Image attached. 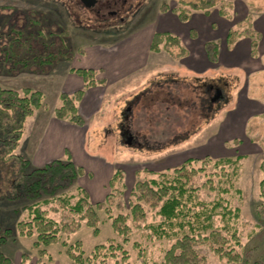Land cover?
<instances>
[{
  "label": "rangeland",
  "instance_id": "obj_1",
  "mask_svg": "<svg viewBox=\"0 0 264 264\" xmlns=\"http://www.w3.org/2000/svg\"><path fill=\"white\" fill-rule=\"evenodd\" d=\"M180 1L182 0H129L118 16H109L102 21L94 12H86L76 6L73 0H0V84L17 90H40L45 94L44 106L36 110L27 122L18 152L29 159L27 148L39 138L41 131L37 130L43 126V121L37 122V115H49L58 104L57 80L48 87L55 74L67 71L70 67H79L82 64L80 52L88 45H113L129 40L133 35H136L133 38L136 39L138 35L152 32L159 14L177 10L181 7ZM243 1L248 4L249 13L255 22L256 14L264 9V0ZM229 2L233 5L234 14L230 20L235 22V18L243 16L244 11L239 0H225V3ZM59 26L68 32L69 46L78 58L74 56L69 59L71 61L66 59L56 62L48 72H44V66L37 63L40 58L32 59L29 67H19L16 71L13 65L16 59H9V63L6 62L7 58L3 60L4 47L9 46L11 54V43L18 36L30 37L32 49L38 51V40L35 41L34 37L38 38L41 36L38 33L43 31L50 33L56 29L59 32ZM52 36L55 38L56 34ZM137 52H143L144 59L148 57V53L152 55L148 48L140 49V44ZM161 55L164 58L158 56V69H154L156 66L150 61L137 77L129 76L120 83L109 86L106 98L101 101L102 110L96 118L104 115L105 124L93 134L96 143H91L89 147L90 153L95 157L93 163L97 168L96 172L103 166L113 164L115 170L121 169L124 173V184H119L118 180L117 190L110 189L109 185L104 190V200L113 192L107 208L111 209L114 216L121 212L128 213L131 192L138 180L158 177L163 172L172 173L175 168L193 159L191 167L204 168L198 182L200 197L207 202L222 197L231 207L240 209L239 217L232 222L233 228L241 237V244L235 246L241 255L237 264H264V196L261 195L264 149L259 153H252V149L247 146V137L251 139L253 134L249 130L246 134L243 132L242 121L235 132L226 138L229 141H224L223 145L221 141L224 138L215 132L236 94L245 86L244 75L235 72L236 70L199 73L168 67L163 71L162 68H167L165 58L168 57L164 55L173 57L165 50ZM170 57L167 58L169 62L172 61ZM174 63L181 64L180 61ZM219 77L225 83L224 98L212 101L213 106L207 110L202 106V95L208 91L212 100L215 89H211V86L217 85L214 80ZM46 87L45 91L41 89ZM259 95L264 97L263 93ZM129 105L130 110H126ZM95 121L96 119L93 122ZM122 125L128 127L129 132L134 135L131 144L125 143L126 138L122 137ZM257 126L260 131L264 130V124L259 123L256 118L247 123L249 129ZM207 138L211 140L206 142ZM211 141L215 146H211ZM259 143L264 146V139L261 138ZM239 155L245 157L238 162L236 176L229 181L228 173L234 170V165H217L215 162L227 158L235 160ZM98 180L96 173L92 177H88L86 173L84 178L78 179L74 186L67 189L76 193V185H81L88 192H98ZM221 188L229 191L221 192ZM33 202L26 198L12 202L0 200L1 224L3 227H11L15 233L14 238L2 246L3 251L14 264H78L67 256V246L52 244L46 248L48 255L41 257L34 246L35 236L20 235L17 224L20 220H27L29 214L25 207ZM17 210L20 212L16 213ZM99 215V235L95 236L92 228L84 222L80 230L69 239L70 244L78 241L82 243L85 257H90L98 244L124 240L123 236L115 232L108 212L99 210ZM153 221H158V217L152 210L146 220L133 223L130 239L124 243L130 252L132 264H161L166 251L175 241V238L159 239L154 234L151 235L147 224ZM65 238L64 236L63 239ZM136 243L140 246H136ZM140 248L143 249L146 263L139 257ZM199 250L206 257L207 264H229L227 259L216 255L209 245H200ZM115 262L116 260L111 259L109 264ZM99 263L100 261L90 264Z\"/></svg>",
  "mask_w": 264,
  "mask_h": 264
},
{
  "label": "trees",
  "instance_id": "obj_2",
  "mask_svg": "<svg viewBox=\"0 0 264 264\" xmlns=\"http://www.w3.org/2000/svg\"><path fill=\"white\" fill-rule=\"evenodd\" d=\"M180 3L181 7L175 12L182 20H187L194 11L209 12L218 6L223 13H227L229 6L225 0H182ZM252 21L253 16L250 14L243 31L230 32L231 41H236L243 35L255 39L258 34L252 27ZM51 34H56L55 38ZM38 35L41 36L34 37L35 41L38 40V51L32 49L30 37L18 36L12 39L11 54L9 46L4 47L3 60L7 58L6 62L9 63V59H16L13 63L14 71L19 67H29L32 59L40 58L37 63L44 66V72H48L56 62L69 60L75 56L69 46L68 32L64 28L60 27L59 32L56 29L50 33L39 32ZM150 50L155 53L165 50L176 59L186 56L188 52L181 39L169 32L155 33ZM207 51L211 59L215 60L216 45L208 43ZM72 71L83 77L84 87L74 93L62 92L54 115L58 119L84 125L85 120L79 112V103L87 88L105 84L106 81L98 79V71L92 68H74ZM214 81L225 93L223 79L219 77ZM208 93L207 91L202 95L201 100L203 108L210 110L214 103ZM44 103L45 94L40 90L31 88L17 90L5 88L0 84V200L12 202L26 198L34 201L25 207L29 214L28 218L20 220L17 229L20 235L35 236L34 246L39 250L41 257L48 255L46 249L48 246L61 243L64 247L67 246V256L78 264L97 261H100L99 264H109L111 259L116 260L114 264H132L130 252L124 243L130 239L133 223L146 220L149 211L153 210L158 221L147 224L151 235L154 234L159 239L175 238L161 264H207L206 257L199 250L200 245H209L216 255L227 259L229 264H237L241 260V255L235 247L241 244V237L232 226V222L240 215V209H234L222 197L209 202L200 197L198 182L200 172L204 168L191 167L193 159L175 168L172 173L163 172L158 177L138 180L129 199V212H121L117 216L112 215L111 209L107 208L113 192L108 194L104 201L96 203L81 185H76V193L69 192L67 188L74 186L79 177L86 174L84 167L77 165L70 156L66 159H54L42 166L33 165L26 156L18 152V149L28 120L36 110L44 106ZM254 139L261 140L258 137ZM244 157L239 155L235 160L218 159L215 163L224 166L234 165V170L228 173L230 181L234 175L236 176L237 164ZM261 169L263 173L261 195L264 196V162ZM123 176V171L116 169L109 182L110 189L117 190L120 182L124 184ZM222 191L229 190L221 188ZM99 210L108 212L115 232L123 236L124 240L98 244L93 254L85 257L82 243L78 241L70 244L69 239L73 233L80 230L84 222L92 228L95 236L99 235L101 232ZM14 236V229L2 226L0 211V264H14L2 249V246ZM136 246L140 244L136 243ZM139 255L146 263L141 248Z\"/></svg>",
  "mask_w": 264,
  "mask_h": 264
},
{
  "label": "crops",
  "instance_id": "obj_3",
  "mask_svg": "<svg viewBox=\"0 0 264 264\" xmlns=\"http://www.w3.org/2000/svg\"><path fill=\"white\" fill-rule=\"evenodd\" d=\"M239 1L244 12L243 16L235 18V22L230 20L234 15L231 2L227 7V13H223L220 7H215L209 12L194 11L187 20H182L175 11L170 10L164 15L163 13L159 14L153 31L148 33L149 35L141 34L136 39H133L136 36L133 35L129 40L113 45L104 46L102 44L103 46L94 47L92 44L82 49L83 53L80 52L81 58H79L82 60V64L75 67L95 69L98 71L97 78L106 82L86 89L79 103V112L85 120L84 125L58 119L54 115L53 109L49 115L44 114L46 118L44 115H37V122L43 121L41 124L43 126L40 128L42 130H37L41 131L39 138L27 148V156L32 164L42 166L54 159H66L70 156L77 165L84 167L88 177H92L96 173L99 178L96 186L99 190L93 193L89 190V192L93 201L104 200V190L115 172V166L106 164L109 166H103L96 172L97 168L93 163L95 157L90 153L89 147L91 143H96L93 134L105 124L104 115L99 118L96 116L102 110L101 101L106 98L109 86L118 84L129 76L137 77L150 61L156 66L160 60L158 56L163 57L161 54L164 51L155 53L150 50L153 37L157 32H169L177 35L188 51L187 55L180 60L164 55L168 57L165 58L167 68H162L163 71L168 67L199 73L236 70L235 72H241L244 75L245 86L236 94L235 100L226 111L215 132L224 138L221 141L223 145L229 141L226 138L235 132L237 125L242 121L243 132L247 133L249 130L253 134L251 139L247 137V146L252 149H250L252 153L261 152L264 146L254 138L264 139V130L260 131L258 126L249 129L247 123L256 118L259 123L264 124V97L259 95V93L264 94V9L256 14V21H252V27L258 34L255 39L243 35L236 41H231L230 32L232 30L243 31V26L250 15L248 4L243 0ZM208 43H214L217 47L215 60L209 56ZM139 44L140 49L148 48L152 55L148 53V57L144 59L143 52H137ZM169 57L172 59L170 62L167 60ZM75 58H78L77 54H75ZM178 61L181 62L180 65L174 63ZM75 67L55 74L48 87L57 80L59 87L57 95L62 92L74 93L83 88L85 81L82 76L72 71ZM154 69H158L157 66ZM48 87L41 89L45 91ZM94 119H96L95 122H93ZM209 140L211 138H207L206 142ZM211 146H215V144ZM85 175L80 178H84Z\"/></svg>",
  "mask_w": 264,
  "mask_h": 264
},
{
  "label": "flooded vegetation",
  "instance_id": "obj_4",
  "mask_svg": "<svg viewBox=\"0 0 264 264\" xmlns=\"http://www.w3.org/2000/svg\"><path fill=\"white\" fill-rule=\"evenodd\" d=\"M76 6H80L81 9L86 12H94L95 16L102 21H105L109 16H118L129 0H95V5L93 7H88L83 0H73ZM75 8L78 10V8ZM130 6V5H129ZM130 8V7H129ZM218 86H211V89H215ZM127 118V117H126ZM122 133L124 137L129 135V128L122 125Z\"/></svg>",
  "mask_w": 264,
  "mask_h": 264
},
{
  "label": "water",
  "instance_id": "obj_5",
  "mask_svg": "<svg viewBox=\"0 0 264 264\" xmlns=\"http://www.w3.org/2000/svg\"><path fill=\"white\" fill-rule=\"evenodd\" d=\"M83 2H85V4L88 7H93L95 5V0H83ZM222 98H224L223 89L221 87H216L215 88V95H214V97H212V101L215 102V101L221 100ZM130 108H131V106L129 105L126 110H130ZM122 130L123 129L121 128V134H122V137H124ZM125 138H126L125 143L131 144L134 140V135L129 132V135H127V137H125Z\"/></svg>",
  "mask_w": 264,
  "mask_h": 264
}]
</instances>
